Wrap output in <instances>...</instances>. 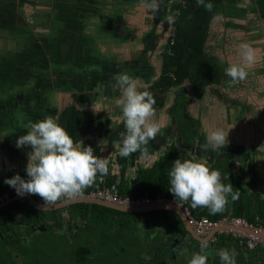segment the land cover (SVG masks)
Instances as JSON below:
<instances>
[{"label": "flooded vegetation", "instance_id": "af4514ba", "mask_svg": "<svg viewBox=\"0 0 264 264\" xmlns=\"http://www.w3.org/2000/svg\"><path fill=\"white\" fill-rule=\"evenodd\" d=\"M193 3V0H164L159 12L153 14L142 0H0V105H8L9 98H23L33 103L29 111L34 114L35 122L42 119L48 105V116L59 123L60 110L64 107L59 100L66 98L70 89H75L84 79L81 65L85 63L89 70L86 80L92 85L90 89L108 82L109 91H114L107 97V106L120 96V92L113 88L116 74L127 72L133 75L140 91H145L142 88L144 83L160 77L161 86H150L148 91L157 103L155 112L160 119V112L165 108L166 121L168 107L166 103L158 102L185 100L184 104H187L192 98L198 103L201 99L194 97L189 87L182 83L173 84L178 82L179 74H174L175 70L167 64L178 55L179 47L186 45L179 29L185 12L191 8V13H194ZM199 9L197 15L206 16V9ZM177 10L180 14L175 23L168 24L165 15ZM199 29L204 30V26L199 25ZM81 32L87 34L84 39L85 45L89 46V51L83 56L77 51L78 42L82 46L83 38L78 37ZM173 34L176 40L171 46ZM207 34L204 47L212 44L220 56L225 48L230 51L231 57L225 55L222 59L227 67L232 63H246L239 55L240 45L246 43L255 50V61L246 65V70L252 72V80L242 85L248 88L225 90L224 94L222 92L224 101L218 99L220 109L216 114L219 116L214 117H221L223 113L227 115V112L230 115L228 109L232 105L239 111L229 124V143L222 148L225 151H211L221 163L229 159L233 168L230 172L227 168L220 170L222 182L234 186L232 177L238 174L243 176V183L250 190L264 193V0H223L213 14ZM102 88L98 91L106 93ZM211 99L216 101L213 96ZM88 104L84 102L80 106L83 110L92 111L98 127L105 126V109L98 111L96 104L94 111ZM195 106V102L188 104L186 113L193 112ZM12 108L17 109L15 106ZM205 130L210 128L205 126ZM201 134L204 145L205 136L202 131ZM83 146H87L86 139ZM28 147L31 148L30 145ZM22 156L27 161V155ZM138 159L141 164L152 162L150 157ZM202 161L209 167L212 165V159ZM115 163L119 181L120 164H126L127 170H135L139 166L128 163L125 157L112 158L109 170L114 174L116 170L111 167ZM8 165L0 164V173L13 164ZM215 166L210 169L214 170ZM23 197L29 199L27 196H13L8 205ZM32 197L36 203H33V198L29 199L31 206L27 209L11 207L10 212L0 211V264H188L191 256L181 260L184 256H178L177 251L171 252L170 247L173 244L179 248L184 245L192 253L200 251L201 240L197 237L201 235L190 232L191 225L188 227L185 212L179 205L174 204L178 211L183 212L188 234H169L170 247L161 244L162 239L156 240L153 248L148 247L151 255L147 257L143 255L142 245L133 247L139 257L120 256L110 260L106 253L118 245L122 247L124 230L130 228L138 234L137 229H150L146 215L137 211L153 205L122 206L125 212L116 210L119 206L97 199L100 201L84 200L90 202L88 204L92 207L88 208H71L68 201L55 204L58 205L55 208H45L42 199ZM220 249L232 252L236 264H264L263 248L252 250L236 240L223 243L215 235L207 249V264H221L217 254Z\"/></svg>", "mask_w": 264, "mask_h": 264}, {"label": "clouds", "instance_id": "9594fccd", "mask_svg": "<svg viewBox=\"0 0 264 264\" xmlns=\"http://www.w3.org/2000/svg\"><path fill=\"white\" fill-rule=\"evenodd\" d=\"M142 2L153 14L158 13L164 4V0ZM197 3L208 11L213 8L205 0H197ZM179 14L178 10L168 12L165 21L173 24ZM239 55L246 63H232L225 69L233 84L247 78L246 65L255 61V50L249 44L240 45ZM114 80L113 88L120 92L115 102L121 110L125 129L121 133L119 155L126 158L135 152L147 154V145L161 131V125L154 119L155 99L149 91H140L136 79L127 72L116 74ZM24 127L27 131L18 137L16 147L31 146L25 169L27 179L16 174L5 180L17 194L38 195L47 208L62 199L82 195L86 188L96 183L98 177L103 182L108 175L109 160L94 155L92 146L75 142L52 116L36 122L29 121ZM229 130L222 127L207 130L203 148L213 151L224 148L229 143ZM168 175L169 191L176 200L190 201L193 209L206 207L210 215L224 212L229 197L232 201L239 199V192L233 191L232 184L222 182L221 173L210 169L204 161L177 158ZM208 247V240H202L200 251L192 254L188 264H207ZM217 254L221 264H236L234 254L228 249H220Z\"/></svg>", "mask_w": 264, "mask_h": 264}, {"label": "crops", "instance_id": "0c3cea01", "mask_svg": "<svg viewBox=\"0 0 264 264\" xmlns=\"http://www.w3.org/2000/svg\"><path fill=\"white\" fill-rule=\"evenodd\" d=\"M212 44H209V46L204 47L203 45V52H201L202 50H198V48H196L194 45L193 47L185 45L184 47H190V50H192L191 52L186 53V55H184L183 58H179L177 57V61L178 62H182L184 64V67H180V65H175V66H171V70H175L178 72H180L181 75H183V80H182V85L183 86H187L189 87V89L193 92L194 97L195 96H199L201 97V99L199 100V103L192 98L188 103L191 104V102H195V105L199 108L197 109L196 106L194 107V109L192 110L193 112H189L190 114H192L194 116V118L198 119L201 122L202 125V132L203 135L205 136L206 134V130H205V126L206 128L209 127L210 130L216 127H222L225 130L230 129L229 124L231 123V121L234 119V117H236V114L238 113L239 109L235 110L234 112L232 111L233 109V105L232 108H229L228 111L231 112V114L229 115V113L227 112V115H223L221 117H214L215 116H219L217 115V110L220 109V101H224L223 100V96H222V92L224 94L225 90L227 91H234V90H241L243 87L244 89H247L248 86H242L243 84H245L247 81L252 80V72L250 70H247L248 75L247 78L242 82L239 83H235L233 84L231 82L230 77H225V76H214V73H210L211 67H213V61L212 58H216V60L219 63V71L221 72H225V69L227 68V66L223 63L222 59H225V55H229L230 56V51L228 50V48H225L222 51V56L218 55V53L214 50V48L211 47ZM200 51V52H198ZM220 57H218V56ZM207 59V60H206ZM230 59V58H228ZM176 63V62H175ZM174 71V74H175ZM200 74L201 78L204 82V84L199 83V82H195V77H197V75ZM213 78V79H211ZM160 77H156L152 82L148 81L147 83H144L142 88H144L145 90H149L148 87L150 86H154V87H158L161 86V81ZM209 79V81L207 80ZM185 84V85H184ZM154 89V88H153ZM211 96H213L214 98H216V102L215 100L211 99ZM219 96V97H218ZM120 97V96H119ZM118 97V98H119ZM116 98L115 100H112L110 102L111 104V108L109 111H107L109 109L105 110L104 112H106V118L104 120L105 126L106 127H110L112 124H116L119 121H122V116H120L121 114V110L120 108L116 105V100L118 99ZM176 99V98H175ZM220 101H219V100ZM91 101V100H90ZM90 101H83V103L85 102V104L89 105V107H92V103L90 104ZM185 102V100H184ZM231 102V98L230 101ZM158 103H166V108L168 107L172 109V104H175V102L171 103V100L168 99L167 102H165L164 100L158 102ZM155 104L156 101H155ZM107 107V106H106ZM155 108V105H154ZM187 111V110H186ZM220 111V110H219ZM188 112V111H187ZM162 114V117L160 119V117L157 116L156 112H155V117L154 119L159 123L162 122V120L164 119V116L166 114V110L165 108L162 109V111L160 112ZM219 114V113H218ZM208 122L207 124H205V122L203 123L204 119ZM229 121V122H228ZM250 121V120H249ZM165 121H163L164 123ZM230 132V130H229ZM91 132H87L86 134H84V138L86 139V143L87 146H95L98 143H102V139L98 138V135H94L93 137H91ZM90 136V137H89ZM203 136V138H204ZM84 139V140H85ZM88 139V141H87ZM97 139V141H96ZM93 141L95 143H93ZM113 144V143H112ZM103 147L98 146V154H96V156L101 157V158H107L108 160H112L111 157L109 156H105L107 155V153L105 152V155L102 152ZM225 151L224 149L219 150V152H223ZM116 152L118 153V149L116 150ZM167 151L166 150H162V151H155L153 150L152 153H147V154H142L141 158L143 157H150L152 159V162L150 164V162H148V164H141L134 170V169H126V164H120L121 165V172L125 171L124 174L122 172V179L125 177L127 180H124L123 182H125V185H127V187L129 189H131V187L133 188V185L136 186L137 182H138V175H137V171L139 169L142 170L143 169H148L151 170L153 169L151 165H154L157 161L161 160L162 157L165 156V153ZM100 153H102V156H100ZM116 153V154H117ZM217 161H219L218 157H217ZM114 162V161H112ZM224 162V163H223ZM223 163V167L222 166ZM220 168L222 171L227 170L231 167V163L229 162V159H224L222 161ZM242 163V162H241ZM243 164V163H242ZM214 165H216V163H214ZM9 166V165H8ZM142 167V168H141ZM151 168V169H150ZM26 169V164L23 165H16L13 164L10 168L6 169V171H10L8 173H17L19 175H22L24 177H27V173L25 171ZM111 169H115L116 170V174L114 175L117 180L119 177L118 174V166L115 163L114 166L111 167ZM214 170H217L216 168H214ZM118 174V176H117ZM121 175V174H120ZM23 177V178H24ZM119 182V180H118ZM252 193L254 190H250ZM37 196V197H36ZM36 198H40L38 195H35ZM25 201H21L20 203H24ZM28 203H29V199H28ZM25 203L24 204V209H27L29 206H31V204L29 203ZM90 203V202H88ZM85 201H74L71 202V208L74 209H80V208H88V207H92L91 204H88ZM101 204V203H100ZM159 205V206H158ZM158 205H153L152 207H147L144 208L143 210H138L137 213H141V214H145V220L148 221V225L149 223L151 224L150 229L147 230L148 228H144L140 230L137 229V233L135 234L134 232H132V229L127 228L126 230H124L123 232V242H122V247L120 248V246L118 245L117 247H113L112 250H110V252L106 253V256L110 257V260H116L118 259L120 256H137V254L135 253V250H133V247H141L142 245L144 246V256H149L151 255V253L149 252L150 249H148V247L153 248V246L155 245V241L156 240H161V244H165L168 247H170V237L168 236L169 234L171 235H183L185 232L188 234V230L184 224V220H183V216L180 212L178 211V207H176L174 204H158ZM109 206V205H106ZM99 207V206H98ZM116 210H120V211H125L121 208H116ZM126 212V211H125ZM149 231L151 232V235L149 236ZM215 236H217V238H221L223 240V243L226 241H232V240H236L239 244H241V240L239 238L238 235L233 234L232 232H226V231H222L220 230L219 232H217L215 234ZM222 242L219 243V245ZM166 247V248H168ZM184 247H186L189 251H187V249L185 250ZM231 247V246H230ZM230 247H228L230 249ZM226 248V246H225ZM161 249V248H160ZM170 251L171 252H175L177 251L178 256L182 257L184 256L181 260H187L190 258V256H192V251L189 247L187 246H181V248H179L178 246H174V244L172 245V247H170ZM183 253V254H182ZM158 255V253H157ZM187 258V259H186Z\"/></svg>", "mask_w": 264, "mask_h": 264}, {"label": "water", "instance_id": "95a60500", "mask_svg": "<svg viewBox=\"0 0 264 264\" xmlns=\"http://www.w3.org/2000/svg\"><path fill=\"white\" fill-rule=\"evenodd\" d=\"M228 1H233V0H228ZM87 34H83V32L80 33V36L82 37V46L81 44L77 45V51L82 53V56L89 51V46L85 45V39ZM81 71L83 73L84 79L82 78L78 84V86L74 89H70L69 93L67 94L66 98H60V101L63 103L64 107L60 110V113L62 111L68 110V109H75L79 111H87L90 112L91 117L87 118V122L89 124V129H86L87 132H91L92 136L95 134L98 135L99 139H102V143H98L95 146L93 145L92 148L94 150V155L98 154V146L103 147V154L105 155V152L107 155L112 157L114 160H117V158L120 157L119 152L117 153L116 150L120 149V139H121V133L125 131L124 125L122 121H119L116 124H112L110 127L103 126V124L98 127L96 123V119L92 113L91 110H83L80 106V104H83V101H90L92 103V108L95 111V106L97 104L98 106V111L102 110H107L108 106L110 110L111 104L107 106L108 103V96L112 94L114 91H109L110 84L106 82L103 86L99 87H91L92 85L89 83V81L86 80V77L89 76V70L86 68L85 63H82L81 65ZM131 75V74H130ZM133 78H135L133 75H131ZM137 77V76H136ZM103 87V91H106V93H103L102 91H98ZM45 90V88L43 87ZM60 90H58V93ZM88 92V93H87ZM106 94V95H105ZM116 94V93H115ZM8 105H0V164H3L4 166H7L8 164H26L28 163V158L27 161L24 159L22 155H27L28 152L31 151V148L28 147V145H25L23 148H18L16 147V141L20 135H23L26 133L27 129L24 127L29 121L35 122V116L34 114L30 113V108L33 106V103H30L29 101L23 99V98H15L13 97L12 99H8ZM94 102V103H93ZM112 103V102H111ZM184 101H179L175 102V104L172 105V109L175 108V110H172L169 108L168 112V117L167 120L163 123L164 119L162 122H159L161 125V131L158 133L157 137L155 140H152L149 142L147 145V153H152L153 150L155 151H162L166 150L167 152L165 153V156L168 153L174 152V148L177 146L179 155L178 158L180 159H195L197 161L199 160H206L209 161L212 159V165L216 163L215 168L220 172L221 168V162L217 161V157L215 154H212L211 149L210 150H205L203 148V141L201 140V131H202V125L200 123V128L198 127L196 132H195V138L193 139V142L190 143L189 141V132H186V128H181L180 126V120L181 118L185 115L188 119L197 122L199 121L198 119L194 118L193 116H190L189 114L186 113L187 110V104H184ZM16 107L17 109H14L12 107ZM107 106V107H106ZM232 108V107H231ZM50 107L47 105L44 108V115L42 116V119L48 116V110ZM234 112V109H232ZM59 112V111H58ZM84 139L79 140V142L84 143ZM97 141V139H96ZM198 141H200V145L198 144ZM93 143H95L93 141ZM113 143V144H112ZM117 153V154H116ZM142 155L141 152H136L134 154H131L129 157H126V161L130 164H136L139 165L138 163L139 159ZM100 156H102V153H100ZM28 157V155H27ZM138 159V160H137ZM210 166V167H211ZM223 167V163L222 166ZM232 167H230L227 172L232 171ZM23 196H27L30 200H32V195L31 194H25ZM13 200V199H12ZM12 200L5 202L4 204L0 205L1 207H4L8 205L9 203L12 202ZM84 201V200H96L100 201L91 197H86V196H81L74 198L72 200H69V202H74V201ZM102 202V201H101ZM33 203H36V200L33 198ZM112 206H119L122 208L120 205H115L114 203H107ZM58 205L55 206H49V208H55ZM159 206V205H158ZM128 208V207H126ZM185 214V213H184ZM186 216V215H185ZM187 219V218H186ZM187 221L188 227L189 222ZM190 232L195 233V230L190 226L189 227ZM221 228H217L213 230L209 236L207 237H197L199 240H204L207 239L208 242H210L213 238V236L219 232ZM198 236V235H197Z\"/></svg>", "mask_w": 264, "mask_h": 264}, {"label": "trees", "instance_id": "16d2710c", "mask_svg": "<svg viewBox=\"0 0 264 264\" xmlns=\"http://www.w3.org/2000/svg\"><path fill=\"white\" fill-rule=\"evenodd\" d=\"M194 5L191 6L194 10V13H191V8L185 12L184 17L180 23L179 34L182 38L186 41L185 44L188 46L193 45L198 48V50H202L203 52V45L207 38V31L209 30V26L213 19V14L215 13L218 5L223 0H205L206 3H211L213 8L211 11H207L206 16L197 15V11H200L199 8L205 10V8L197 3V0H193ZM199 6V7H198ZM193 25V29H191ZM199 25L204 26V30L199 29ZM199 33V34H198ZM199 38V39H198ZM190 47L187 48H180L177 52V56L179 58H183L186 55L185 52L189 53ZM200 52V51H198ZM177 56L167 62L168 66H175L180 65V67H184L183 61L178 62ZM207 60V59H206ZM213 67H211L210 73H214V76L217 77L219 75L228 77L225 72L219 71V63L216 58H212ZM176 62V63H175ZM177 75V72H175ZM179 74L178 82L173 83L174 85L179 84L183 80V75ZM213 79V78H211ZM195 82L199 83H206L202 80L201 75L198 74L195 77ZM209 81V79H207ZM190 115V114H189ZM191 116V115H190ZM91 117V115L87 111H79L75 109H68L62 111L59 114V120L61 122V126L66 129V131L72 136L75 142H79V140L84 138V134L87 133L86 129H89V124L87 122V118ZM59 122V123H60ZM180 126L181 128L189 129V139L195 138V132L197 128L192 126V120L188 119L185 115L181 118ZM200 122V121H199ZM179 151L177 146L174 148V152L168 153L166 156L162 157L161 160L157 161L156 164L152 167L153 169H139L137 171L138 175V182L136 186L133 185V188L129 189L127 185H125L124 180H127L125 177L122 179V172H121V179L118 182L117 178L114 176L115 174L109 170L107 176L104 177L103 182L100 181L99 177L97 178L96 183L88 187L84 190V192H89L92 189L98 187L108 186L112 183H116L119 191L122 195L131 196V197H142L144 195H149L151 197H156L159 195L166 196V197H174V195L169 191V171L174 163V161L178 158ZM140 165V164H139ZM137 170V169H136ZM10 171H5L0 173V194L11 191L13 187L9 186L5 183V180L8 178L13 177L17 173H8ZM125 172V171H124ZM123 172V174H124ZM22 178L24 176L20 175ZM27 179V177H24ZM232 180L235 181L233 186V191L239 192V199L236 201H232L231 197H229V203L226 206V210L222 213H217L215 215H210L209 211L206 207H197L193 209L191 207V202H187L192 209L194 215L199 219L209 218L212 220H220L226 216H243L246 217L252 224L255 225H263L264 224V193L257 191L256 189L250 193V189L244 185L243 183V176L238 174H234ZM15 196V195H14ZM35 197V195L32 194ZM37 197V196H36ZM21 201H25L24 203H20ZM17 202V203H16ZM28 203V199L26 197L18 198L13 202L11 205H6L0 208V211L3 212H10L11 207H17L21 210H24V204ZM29 204V203H28ZM30 207V206H29ZM28 207V208H29ZM244 245V244H242ZM246 246V245H244Z\"/></svg>", "mask_w": 264, "mask_h": 264}, {"label": "built area", "instance_id": "2783aa9c", "mask_svg": "<svg viewBox=\"0 0 264 264\" xmlns=\"http://www.w3.org/2000/svg\"><path fill=\"white\" fill-rule=\"evenodd\" d=\"M171 39V46H173L176 40L175 34H173ZM14 195L19 196L14 188L11 191H6L0 194V205L9 201ZM81 196L104 200L120 206L136 207L164 203L179 205L185 212L189 224L197 234L201 236H208L213 230L221 228L222 231L232 232L233 234L238 235L241 243L248 246V248L252 250L259 247L264 249V224H252L246 217L243 216H226L220 220H212L209 218L199 219L194 215L188 203L178 199L176 200L175 197H166L162 195L151 197L147 194L142 197L125 196L120 193L116 183H112L104 187H98L90 190L89 192H83V194L78 197ZM69 200L72 199H62L60 202H67Z\"/></svg>", "mask_w": 264, "mask_h": 264}, {"label": "rangeland", "instance_id": "374dc122", "mask_svg": "<svg viewBox=\"0 0 264 264\" xmlns=\"http://www.w3.org/2000/svg\"><path fill=\"white\" fill-rule=\"evenodd\" d=\"M59 103L63 105V103L59 100ZM200 123L199 121L197 122H192V126H194L195 128H200ZM190 130L189 129H186V132H189ZM190 143L193 142V138L189 141ZM224 163V162H223ZM156 243V242H155ZM155 246V245H154ZM150 249V248H149ZM138 256V255H137ZM139 257V256H138Z\"/></svg>", "mask_w": 264, "mask_h": 264}]
</instances>
